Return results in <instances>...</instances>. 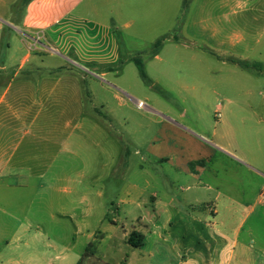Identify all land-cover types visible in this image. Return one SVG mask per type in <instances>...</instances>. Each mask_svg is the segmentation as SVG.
I'll list each match as a JSON object with an SVG mask.
<instances>
[{"label":"crops","instance_id":"1","mask_svg":"<svg viewBox=\"0 0 264 264\" xmlns=\"http://www.w3.org/2000/svg\"><path fill=\"white\" fill-rule=\"evenodd\" d=\"M18 1L7 11L0 7V264H63L56 242L69 241L71 224L81 225L72 234L86 233L87 246L103 234L95 257L104 263L264 264V0H32L17 19L12 10ZM180 16L188 18L181 27L187 41L169 37L145 62L158 71L159 83L174 70L186 71L189 60L190 79L199 80L192 95L204 90L207 100L222 98L227 120L220 125L227 133L218 149L236 169L203 185L208 176L201 163L212 160L216 144L205 140L201 126L181 125L184 111L175 119L146 106L164 133L149 141V160L142 157L139 167L152 162L153 180L163 184L165 166L171 167L173 184L188 193L178 199L174 190L153 192L130 225L119 215L108 219L110 235L91 231L89 185L95 176L128 178L134 142L124 145L113 122L88 115L85 80L64 71V54L86 64H115V36L123 35L126 46L154 45L180 26ZM6 27L11 43L2 50ZM123 72L114 73L121 92ZM133 231L144 236L139 248L127 243ZM107 238L116 260L99 255ZM64 251L80 257L75 245Z\"/></svg>","mask_w":264,"mask_h":264},{"label":"rangeland","instance_id":"2","mask_svg":"<svg viewBox=\"0 0 264 264\" xmlns=\"http://www.w3.org/2000/svg\"><path fill=\"white\" fill-rule=\"evenodd\" d=\"M13 1L15 2V0ZM13 1H0V7L1 9L3 8V12L4 10L7 11L9 9L10 5L14 3ZM7 4H9V7ZM16 4L14 6H16ZM12 12L18 19L22 15V8L18 11V9L16 10L14 7ZM186 20H188L186 16H180L179 29L177 27L174 31L170 32L171 34L163 35L161 38L171 37L183 40L184 38L182 37L184 36L181 27H183ZM11 35L12 31L6 27L4 33L5 43H11ZM189 36H187L188 40L192 42L193 40H191ZM114 39L116 40V46L118 47V52L120 54L119 59L115 64H86L78 61L73 54H64L67 62H69V65L67 66L68 68H65L64 71L78 73L80 77L85 80L83 81V85L85 93H87L85 103L88 115H92L95 119L106 124L113 122L115 127L114 132L121 135L122 143L124 145H126L129 139H132L134 142L133 145H130L132 156L130 159L131 168L128 178L123 180L121 174L118 173L117 178L114 175H110L107 177H100V180L98 181V177L95 176L93 177L95 184L89 185V189L93 190L90 193H87V201L92 207L90 217L86 219V224L91 231H106L109 235L112 231L109 232L111 225L109 224L108 219H117L120 215L121 219L130 225L136 217L143 214L144 209L142 208V204L146 200L148 194L150 195L153 192H159L160 195L166 196L168 190H174L178 199H184V196L188 193H184L180 190L179 185L173 184V178L169 175L172 171L171 167L165 166L166 170L164 171V174L166 177L164 176V184L160 181V178L159 182L153 180L152 162L143 164L145 165V170L140 169L139 166L142 163V157L147 156L149 160V155L147 153L149 141L154 138H161L164 129L160 123V119H158L159 117H156L152 112H149L146 109L139 110L136 101H142L146 106L153 109L169 112L175 119H179L177 118L178 116L176 113L184 111L185 115L179 120L181 125L185 128H197L198 126H201L199 131L205 135V140L209 143L212 141L216 144V147H212V160L207 161L204 164L201 163V166L204 165L205 169H207L208 176V181L204 182L203 185L213 182L214 177L216 176L221 178L220 176L225 175L226 173L229 174V172L231 173L236 169L235 165L230 162L231 159L226 158L223 149H218L221 146V136H225L227 133V130L220 125L221 122L224 123L227 120L226 110L223 111L219 108L224 105L225 102H223L222 98L211 97L207 100L204 96L205 92L203 89H200L203 90V92H200L198 96L194 97L192 95V85L199 83V80L192 81L190 79L188 67L190 65L189 60H184L183 62L185 67L187 66L186 71L174 70L168 74V79L163 78L157 83L155 77H157L158 71L150 67V60L147 62L148 64L145 62V58L148 57L151 59L154 57L152 55L153 51H155L154 45L135 41L131 45L126 46L125 43H121L122 40H125L123 35L115 36ZM184 40H186V38ZM194 42L201 43V41L197 40H194ZM24 52L30 53L31 56L34 55L28 50H25ZM17 56L21 55L18 53ZM134 58H139L144 63L145 72L154 87L150 86L143 80ZM45 59L52 63L60 60ZM77 61L79 63H77ZM129 61H131V63ZM178 68H180L179 63ZM120 69H123L125 71L123 73L127 74L125 78L122 77V79L117 82L123 87L122 92L115 86V79L120 75H114L115 71H119ZM102 72H105L106 76H101L100 73ZM185 86L187 87L185 88ZM188 86L190 87L189 91H187ZM115 88L120 91H117L119 97H116L113 91ZM129 96L133 97L136 101H132ZM196 106L201 107L198 109ZM216 122L218 124L215 125ZM140 124H143V127H140ZM160 128H162L163 131H161ZM213 133L215 134L212 135ZM149 151L155 152V148H150ZM120 153L121 150H118L117 169H120L124 156H119ZM121 172H123V170H121ZM99 175H101V173ZM163 188L164 192H162ZM210 192L214 197L215 192ZM81 195L82 193L79 194V196ZM216 203L219 204L220 202ZM106 217L107 220H105ZM79 221H82V219L80 220L79 218L78 222ZM79 227H81V225L78 226L71 224L69 226V241L62 243L56 242L60 250L63 251V264H78L81 261L83 262V253L86 252V248L88 247L87 234L84 233V235L79 236L72 234V231H75V229ZM258 231L259 230H256V233H259ZM114 235L115 237H118V233L112 234L111 237ZM102 236L103 234L101 233L96 236L97 242ZM117 240V238H114V241ZM40 243L43 244L42 242ZM111 244V239L107 238L99 247V255H101L102 258L105 257V255H110L112 260H116L118 254H116L115 250L113 251L110 247ZM64 245H67L70 249L75 245V251H77V254L80 255V257L78 258L74 255L76 252H65ZM40 249L44 250L43 247H40ZM111 250L114 253L110 254V252H112ZM125 253H127L126 250ZM54 254L55 253H53V255ZM91 258L92 259H84V263L101 264L106 261L105 258H103V260L101 259L102 261H99L95 256ZM56 264H62V262H57Z\"/></svg>","mask_w":264,"mask_h":264},{"label":"trees","instance_id":"3","mask_svg":"<svg viewBox=\"0 0 264 264\" xmlns=\"http://www.w3.org/2000/svg\"><path fill=\"white\" fill-rule=\"evenodd\" d=\"M32 0H19V2L16 4L15 9L18 11L22 8V11L23 9L26 8V6L31 2ZM167 37H163L159 40H157L154 44V49L155 51H153V56H155L156 54L159 53L160 49L162 48L163 44L167 41ZM4 43L3 42V39H2V43H1V49L3 50L4 48ZM136 64L138 65L139 67V71H140V75L141 77L143 78V80L149 84L150 86L154 87L153 83L151 82L150 78L147 76L146 72H145V68H144V63L139 59V58H134ZM246 66V65H245ZM254 67H257V66H254ZM87 96V93H85V89H84V97ZM143 239H144V236L143 234L137 232V231H133L128 240H127V243L133 247V248H139L142 243H143ZM97 241H94L92 243L89 244L85 254L83 255V262L81 261L79 264H84V259L88 258V257H93L95 256V253H96V250H97ZM101 264H109V263H101Z\"/></svg>","mask_w":264,"mask_h":264},{"label":"built area","instance_id":"4","mask_svg":"<svg viewBox=\"0 0 264 264\" xmlns=\"http://www.w3.org/2000/svg\"><path fill=\"white\" fill-rule=\"evenodd\" d=\"M136 105L139 110L146 109V105L142 101H136Z\"/></svg>","mask_w":264,"mask_h":264}]
</instances>
